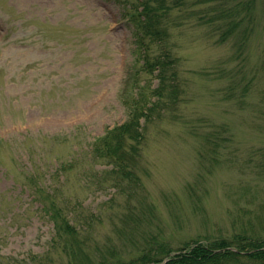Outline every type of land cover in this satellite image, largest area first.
<instances>
[{
  "label": "rangeland",
  "instance_id": "rangeland-1",
  "mask_svg": "<svg viewBox=\"0 0 264 264\" xmlns=\"http://www.w3.org/2000/svg\"><path fill=\"white\" fill-rule=\"evenodd\" d=\"M122 1L0 0V264L68 261L35 199L46 201L50 188L65 211L76 206L69 216L94 261L135 257L151 237L178 248L243 231L264 236V0L239 23L242 44L239 33L220 38L235 0L171 10L165 47L176 101L164 91L140 120L136 193L127 177L122 187L100 177L106 166L91 155L97 137L127 120L126 100L157 85L140 72ZM139 201L151 222L141 214L129 231L128 203L141 213Z\"/></svg>",
  "mask_w": 264,
  "mask_h": 264
},
{
  "label": "trees",
  "instance_id": "trees-1",
  "mask_svg": "<svg viewBox=\"0 0 264 264\" xmlns=\"http://www.w3.org/2000/svg\"><path fill=\"white\" fill-rule=\"evenodd\" d=\"M186 0H124L122 1L123 13L128 23L132 26L131 30L134 35V43L138 50V56L142 59L140 72L151 74L157 80L155 88H151V96L145 97V93L137 91L132 94L131 100H126V105L130 109L127 120L117 124L104 132L103 136L97 137L92 143L91 155L106 166L98 174L106 178H115L118 186L122 187L125 177L128 178L126 185L130 187L131 183H137L138 175L136 170L137 162V144L142 139V135L138 127L141 118L147 120L152 116V112L158 105V98L164 91L173 93L169 95L172 101L174 99L173 88L175 86L173 71L174 58L170 51L166 49L168 39V21L172 9L181 6ZM203 2L220 1L228 4L232 0H201ZM228 1V2H227ZM254 0H235L233 8L228 15L229 22L225 23L226 30L222 34L221 40L226 36L235 35L239 23L245 22L248 25L250 18L246 17V13H251ZM223 13V12H220ZM240 15H242L240 17ZM212 16V15H211ZM210 16V17H211ZM213 21L220 20L222 16L212 17ZM211 20V19H210ZM209 20V21H210ZM220 26L223 24L219 23ZM243 24V23H242ZM228 26V27H227ZM246 27L236 36L239 37L238 43L242 44L241 36L245 32ZM240 35V36H239ZM154 44L158 47V54L150 53V47ZM142 70V71H141ZM171 71V72H170ZM134 87V85L132 84ZM137 88V86H135ZM128 91V90H127ZM264 167V164H262ZM62 171V170H61ZM60 171V172H61ZM34 172V171H33ZM33 172H28L30 176ZM100 179V178H99ZM105 179V178H103ZM118 179V180H117ZM115 181V183H116ZM41 184V183H40ZM43 186V184H41ZM115 186V185H114ZM117 187V186H116ZM45 200L41 197H35L41 203L43 209L50 214L52 220L53 234L51 243L54 249L66 252L68 261L66 264H264V236L251 233H237L227 238H216L211 240H197L185 245L173 248L163 241H158L157 237H151L149 241V249L139 255L127 260L114 259L108 260L100 258L94 261L90 254L84 250V236H80V228L77 225L75 216H69L74 213L76 206L65 211V206L59 205L60 194L58 189H49ZM129 192V195L131 193ZM40 199H42L40 201ZM44 202V203H43ZM128 211L126 214L127 228L129 231H137V225L141 224L139 216L143 214L147 219L150 206L143 201H139L141 213L135 211L136 206L128 203ZM72 210V211H71ZM77 213V212H76ZM73 215V214H72ZM85 219L93 220L92 214H83ZM144 220L146 221V219ZM150 218V217H149ZM148 220V219H147ZM150 223L151 221L148 220ZM59 245V247L57 246ZM62 246V248L60 247ZM53 247L51 249H53ZM61 251V252H62ZM175 251V252H174ZM174 252V253H173ZM48 253V252H47ZM173 253V254H172ZM48 256V254H46ZM32 258H28L30 263ZM27 261H8L7 264H24Z\"/></svg>",
  "mask_w": 264,
  "mask_h": 264
}]
</instances>
